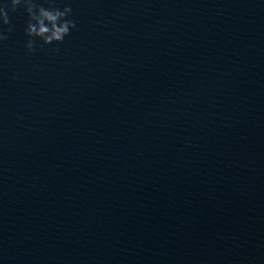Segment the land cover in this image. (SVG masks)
Wrapping results in <instances>:
<instances>
[{
  "label": "water",
  "instance_id": "obj_1",
  "mask_svg": "<svg viewBox=\"0 0 264 264\" xmlns=\"http://www.w3.org/2000/svg\"><path fill=\"white\" fill-rule=\"evenodd\" d=\"M68 5L0 41V264H264V0Z\"/></svg>",
  "mask_w": 264,
  "mask_h": 264
},
{
  "label": "clouds",
  "instance_id": "obj_2",
  "mask_svg": "<svg viewBox=\"0 0 264 264\" xmlns=\"http://www.w3.org/2000/svg\"><path fill=\"white\" fill-rule=\"evenodd\" d=\"M19 7H23L27 15L24 34L28 39L24 47L29 53L35 51L37 40L41 46L59 44L76 27V22L70 18V5L61 9L56 6V0H44V3L40 0H9L8 4L0 5V41L8 38L5 32L13 31L9 12L14 13ZM51 50L58 51L56 48Z\"/></svg>",
  "mask_w": 264,
  "mask_h": 264
}]
</instances>
